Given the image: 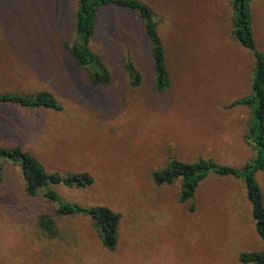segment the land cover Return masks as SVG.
Wrapping results in <instances>:
<instances>
[{
    "label": "rangeland",
    "instance_id": "374dc122",
    "mask_svg": "<svg viewBox=\"0 0 264 264\" xmlns=\"http://www.w3.org/2000/svg\"><path fill=\"white\" fill-rule=\"evenodd\" d=\"M141 1L156 14L165 48L163 91L137 14L114 7L101 13L92 49L111 82L93 87L66 48L74 37L73 0H0V91L48 89L63 104L60 112L0 107V146H21L47 173L90 174L91 186L58 188L61 196L107 206L121 218L113 252L83 217L71 222L78 231L71 246H53L36 228L47 205L26 194L21 168L7 162L0 264H241L242 252L260 249L242 180L212 176L187 204L178 201L179 183L153 180L172 158L241 168L255 155L244 139L251 109L230 108L251 93L254 69L252 53L230 40L231 0ZM251 8L264 53V0H252ZM127 60L142 74L138 88ZM259 181L264 188V173Z\"/></svg>",
    "mask_w": 264,
    "mask_h": 264
},
{
    "label": "trees",
    "instance_id": "16d2710c",
    "mask_svg": "<svg viewBox=\"0 0 264 264\" xmlns=\"http://www.w3.org/2000/svg\"><path fill=\"white\" fill-rule=\"evenodd\" d=\"M76 10L73 18V39L66 43L67 51L74 64L85 70L88 84L93 87L109 85L111 74L99 55L92 49L96 37L101 13L110 7L133 12L141 19L147 41L151 46V56L155 75V86L158 91L169 87V74L166 66L165 48L159 36L156 14L152 8L141 0H73ZM232 28L230 40L242 50L252 53L254 69L251 93L233 102L230 108L247 106L251 109L244 139L254 152V157L243 167L220 165L211 159H198L187 163L170 159L167 168L155 171L153 180L158 186H171L179 183L178 201L187 204L192 201L199 187L212 176L242 180L246 199L250 205L256 233L261 241L260 249L253 252H242L239 255L241 264H264V188L259 175L264 173V53L259 49L255 37L252 0H231ZM131 85L138 88L143 83L141 72L135 64L127 60L124 63ZM19 107L27 110H48L60 112L63 104L57 95L42 89L30 94L21 92H1L0 107ZM10 132H14L12 127ZM19 166L25 181V191L29 197L38 198L47 205L46 210L38 217L37 230L44 241L56 247L72 245L76 241L77 229L71 225L76 218H85L96 229L102 246L108 251H115L120 240V215L107 206L87 207L66 200L58 188L68 190L82 189L91 186L94 178L88 173H47L29 151L21 146H0V182L6 169V163ZM194 212L195 207L191 206ZM70 223V227L68 226Z\"/></svg>",
    "mask_w": 264,
    "mask_h": 264
}]
</instances>
